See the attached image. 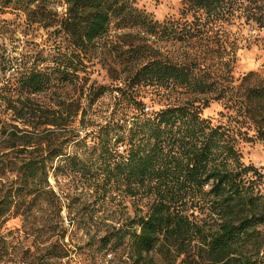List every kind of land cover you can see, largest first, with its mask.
<instances>
[{
	"label": "trees",
	"instance_id": "1",
	"mask_svg": "<svg viewBox=\"0 0 264 264\" xmlns=\"http://www.w3.org/2000/svg\"><path fill=\"white\" fill-rule=\"evenodd\" d=\"M4 1L28 25L49 36L40 47L20 54L0 41V107L11 111L16 121L34 124L32 130L9 132L6 156L20 149L26 157L19 166L0 159L1 169L11 166L18 176L0 195V226L11 211L20 214L30 197L47 193L50 173L54 175L63 160L78 157L70 152L73 145L97 156L93 178L113 181L128 194L145 193L150 201L145 215L100 236V248L130 250L139 260L161 253L169 262L174 254L183 256L182 264H264V173L246 164L238 148L245 122L255 134L242 138L264 144V77L252 82L245 75L247 83L227 90L230 108L237 112L233 125H214L196 98L152 113L137 110L105 123L83 119L87 133L82 136L70 130L67 101L51 108L39 105L34 97L81 81L86 100L94 105L107 89L86 87L89 69L96 64L117 79L118 68L131 69L124 80L131 88L205 96L217 92L215 82L198 74V66L154 56L141 46L130 44L123 50L119 41L130 32L160 40L201 38L208 22L232 15L234 4L184 0L193 20L185 18L181 25L179 20L153 19L135 6V0ZM61 5L64 11H59ZM256 21L263 29L264 12ZM224 90H219L218 99ZM88 168L83 163L78 171ZM66 255L65 250L59 255L53 251L49 259Z\"/></svg>",
	"mask_w": 264,
	"mask_h": 264
},
{
	"label": "rangeland",
	"instance_id": "2",
	"mask_svg": "<svg viewBox=\"0 0 264 264\" xmlns=\"http://www.w3.org/2000/svg\"><path fill=\"white\" fill-rule=\"evenodd\" d=\"M229 1L234 4L232 15L226 20L208 22L204 37L160 40L143 33L130 32L119 41L123 50L130 44L133 47L141 46L154 56L198 66V74L207 75L215 82L212 87L217 92L205 96L183 91L163 94L164 90L144 86L131 88L124 81L131 69L124 72L118 68L117 79L116 75L112 76L107 69L96 64L89 69L92 72L86 87L94 84L107 89L94 105H89L86 100V94L83 93L85 85L81 81L77 85H66L58 92L37 94L34 96L35 102L58 108V103L67 101V109L73 117L68 121L70 130L82 136L87 133L83 128V119L86 123L90 120L105 123L110 119L120 120L127 114L129 117L137 110L152 113L165 105L196 98H200L204 116L214 125H233L237 112L230 108L228 91H231V87L247 83L243 80L245 75H250L249 80L252 82L264 77V28L260 29L256 21V16L264 12V0ZM135 6L159 21L179 20L182 25L185 18L193 20L192 12L186 14L184 0H135ZM63 7L61 5L59 11H64ZM14 11L4 0H0V41L13 54L31 52L40 47L49 36L47 32L28 25L24 17ZM2 78L0 74V83ZM221 88L225 89L224 96L218 99ZM124 90L125 95L122 94ZM33 125L16 121L11 111L0 107V159L6 163L13 161L19 166L26 153L16 149L13 154L6 156L9 151L6 147L9 132L15 128L32 130ZM242 131V136H238V148L243 160L246 164H254L264 173V144L242 138L255 134L248 122L243 123ZM87 140L89 144L93 143L91 136ZM69 149L72 155L77 153L78 157L63 160L55 174L50 173L47 193L30 197L20 214L11 211L0 226V264H182L183 256L175 254L173 262H169L161 253H151L139 260L130 250L114 251L111 246L99 247L100 236L126 225L133 218L145 215L150 201L145 193L128 194L113 181L111 184L93 178V162L99 163V160L95 161L97 156H89L84 147L72 145ZM83 163L89 167L88 170L78 171ZM1 167L0 164V195L18 177L11 166ZM261 188L264 193V183ZM64 250L67 251L64 258L49 259L53 251L59 255Z\"/></svg>",
	"mask_w": 264,
	"mask_h": 264
}]
</instances>
